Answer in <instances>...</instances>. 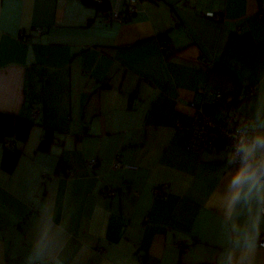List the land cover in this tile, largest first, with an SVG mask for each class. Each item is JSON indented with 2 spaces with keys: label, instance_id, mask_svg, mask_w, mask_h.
<instances>
[{
  "label": "crops",
  "instance_id": "1",
  "mask_svg": "<svg viewBox=\"0 0 264 264\" xmlns=\"http://www.w3.org/2000/svg\"><path fill=\"white\" fill-rule=\"evenodd\" d=\"M92 3L0 0V264H220L245 201L226 146L186 149L189 104L238 93L264 137V0H139L122 23Z\"/></svg>",
  "mask_w": 264,
  "mask_h": 264
},
{
  "label": "built area",
  "instance_id": "2",
  "mask_svg": "<svg viewBox=\"0 0 264 264\" xmlns=\"http://www.w3.org/2000/svg\"><path fill=\"white\" fill-rule=\"evenodd\" d=\"M95 5H103V0H93ZM139 0H124L123 13L105 9L102 14L107 20L116 23L128 22V20L138 12ZM215 21H221L219 14H208ZM38 31V36L41 34ZM171 45L163 43L162 50L170 48ZM198 94L206 98L205 102L189 104L192 110L190 135L186 145V149L197 155L213 151L219 146H226L230 152V161L237 160L243 162V152L240 150L243 144L252 142L250 133L237 121L235 107L232 106L228 110L223 109V93L220 89L200 87L196 91ZM255 93V90L249 89L245 92V97H249ZM38 113L32 110L31 117L35 119ZM179 126V125H178ZM4 148H13L14 143L3 139ZM98 161L91 159L87 161L89 168H94ZM111 170L122 168V164L117 156L110 166ZM107 197L113 195V191L109 188L103 190ZM153 194L159 198H163L165 193L160 188H154ZM260 246L264 247V233L258 239ZM183 250V246L178 244ZM39 264V263H36Z\"/></svg>",
  "mask_w": 264,
  "mask_h": 264
},
{
  "label": "clouds",
  "instance_id": "3",
  "mask_svg": "<svg viewBox=\"0 0 264 264\" xmlns=\"http://www.w3.org/2000/svg\"><path fill=\"white\" fill-rule=\"evenodd\" d=\"M258 148L264 149V137L257 136L251 143L241 146L243 163L229 162V187L235 190L234 201L241 198L245 201V220L232 223V235L227 240L220 264H252L254 241L264 230V158L258 165L250 160ZM54 264H59V260Z\"/></svg>",
  "mask_w": 264,
  "mask_h": 264
},
{
  "label": "trees",
  "instance_id": "4",
  "mask_svg": "<svg viewBox=\"0 0 264 264\" xmlns=\"http://www.w3.org/2000/svg\"><path fill=\"white\" fill-rule=\"evenodd\" d=\"M91 3H92V1L91 0H89ZM93 4V3H92ZM95 5V4H94ZM95 6H97V7H99V8H101V10H104V9H106L107 8V6L105 5V4H103V5H100V6H98V5H95ZM215 69H218V68H215ZM221 71H224L225 73L224 74H227L228 72H229V70H224L223 68H222V70ZM223 93V109L224 110H228L230 107H232V106H235L236 104H238L239 103V94L237 93V95H234V96H230L229 97V95H232V94H229V93H224V92H222ZM243 95H245V92L243 93ZM237 121L240 123V120L239 119H237ZM241 124V123H240ZM242 125V124H241Z\"/></svg>",
  "mask_w": 264,
  "mask_h": 264
}]
</instances>
